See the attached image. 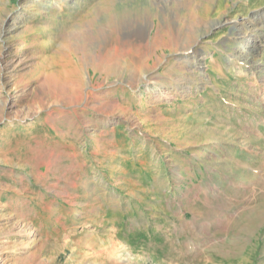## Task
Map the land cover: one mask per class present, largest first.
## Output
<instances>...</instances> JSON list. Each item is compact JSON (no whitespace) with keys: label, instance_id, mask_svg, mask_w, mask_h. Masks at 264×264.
I'll return each instance as SVG.
<instances>
[{"label":"rangeland","instance_id":"374dc122","mask_svg":"<svg viewBox=\"0 0 264 264\" xmlns=\"http://www.w3.org/2000/svg\"><path fill=\"white\" fill-rule=\"evenodd\" d=\"M60 3L0 0V264H264V0Z\"/></svg>","mask_w":264,"mask_h":264},{"label":"bare ground","instance_id":"6f19581e","mask_svg":"<svg viewBox=\"0 0 264 264\" xmlns=\"http://www.w3.org/2000/svg\"><path fill=\"white\" fill-rule=\"evenodd\" d=\"M39 1L40 0H38V4H39ZM61 1H64L67 3L68 0H58L59 3ZM48 2H50V1H48ZM35 3L37 4V2H35ZM67 4H69V3H67ZM67 6H69V5H67ZM44 7H46V6H44ZM107 7L110 9L116 8L115 2L108 3ZM235 31H237V32H234L233 35H234V38H236V40L246 41L247 45H245V46L250 48V51H252L253 53L258 51L257 41H260V39L258 40V38L262 39V37H263L260 35L261 32H258L257 29H254L251 27L249 28L248 24H242V27L235 28ZM244 52H246V50H244ZM245 58L247 60V55L245 56ZM141 82H142V84H145V85L151 84L150 79L148 78V74H145L141 77ZM163 90L165 91L166 89H163ZM152 93L155 95V97H159V96L163 95L162 93H164V92L161 90V87H160L157 90H152ZM166 95L170 98L173 97V95L171 94L170 91L167 92ZM127 256L130 257L131 255L128 254Z\"/></svg>","mask_w":264,"mask_h":264}]
</instances>
